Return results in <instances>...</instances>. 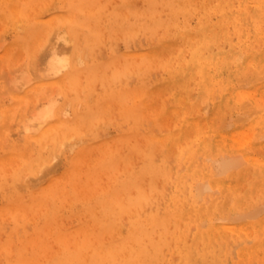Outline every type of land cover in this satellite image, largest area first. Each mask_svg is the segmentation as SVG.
Returning a JSON list of instances; mask_svg holds the SVG:
<instances>
[{"label":"bare ground","instance_id":"obj_1","mask_svg":"<svg viewBox=\"0 0 264 264\" xmlns=\"http://www.w3.org/2000/svg\"><path fill=\"white\" fill-rule=\"evenodd\" d=\"M40 1L0 0V17L11 26L2 35L0 59H4L1 47L10 40V29L14 33L10 45L19 49L45 38L33 55L34 63L22 68L14 65L19 69H12L9 85L0 91V165L16 155L20 158L26 145L47 137L51 141H42L39 155L32 160L22 158L26 174L33 175L40 164L47 170L50 156L58 163V157L69 150L67 173L74 184L87 164L103 159L98 164L114 172L112 184L105 189L98 185L84 189L83 204L78 194L73 203L85 208L94 226L101 227L100 233L110 231L116 237L106 243L102 234L90 233L79 224L83 238L70 244L72 232L55 229L60 249L48 247L50 255L35 257L34 264L264 263V203L246 202L256 188L253 185L264 182V0H121L112 9L101 0H67V10L60 17L64 25L54 30L51 26L44 30L48 22L41 12L36 13L38 9H32ZM105 29L111 36L120 33L126 46L135 43L137 36L148 37L149 46L135 54V49L124 53L122 60L114 44L108 47L110 58L105 61L103 48L101 56L96 53V47L108 41ZM137 54L141 62H136ZM156 67L164 70L160 77L153 75ZM85 74L84 90L90 93L83 99L94 101L87 100L81 110V103L76 106L77 100L68 97L70 92L62 85L69 82L78 89ZM135 74L138 84L131 85ZM158 87L168 90L171 107L155 99ZM37 91L45 94L19 113L21 102ZM152 115L157 123L147 119ZM115 119L116 128L124 129L120 136L127 147L124 154L121 148L112 150L114 145L107 151L111 140L100 139L104 121ZM11 120L15 122L10 124ZM92 138L95 144L83 146ZM48 146L52 148L46 155ZM21 147H26L24 152ZM98 151L104 152L101 158L93 156ZM31 177L32 182L36 177ZM28 181L25 185L29 186ZM10 185L0 211L21 215L22 194L17 189L21 183L14 180ZM49 186H43L45 194ZM125 212L129 220L124 228L118 220ZM42 216L41 229L57 227L53 208ZM94 235L96 242L90 240ZM39 240L45 242L44 237ZM23 257H11L7 264H26Z\"/></svg>","mask_w":264,"mask_h":264},{"label":"rangeland","instance_id":"obj_2","mask_svg":"<svg viewBox=\"0 0 264 264\" xmlns=\"http://www.w3.org/2000/svg\"><path fill=\"white\" fill-rule=\"evenodd\" d=\"M43 1L42 2L40 1V3H42V4H40L39 2H38L39 4L37 3L38 5L35 4L32 9L33 10L35 9L34 11H36L38 9L39 11L37 10L36 13L37 12H41L40 14L43 15V17H45L44 18L46 20L45 22H48L46 25H44V30L49 29L50 26L53 27V30H54V28H58V27L63 26L64 25V22L62 21V19L60 17H61V14L65 11L64 8H66V10H67V7H66L67 6V3L66 2H68V1L67 0H63V1L62 0H43ZM120 2H121V0H101V3H103V4L106 3L107 5H109L110 9H112L111 7L116 6V5L120 6L121 5ZM47 7H49V9H50V7H52V8L50 10H47L46 12H44ZM55 10H57V11H55ZM59 10H60V12H59ZM56 13H58V14H56ZM47 14L48 15L50 14L51 17L50 16L48 17ZM3 21H4V19L0 17V31L3 30L2 31L3 33L0 32V33H2V34H0V37H1L0 38V43L3 41V39H2L3 36L2 35L5 33L4 31H6V29H8L9 27H11V26H8V24L5 21L4 22ZM3 23H4L5 26H3ZM102 26H105V19L102 21ZM14 30H15V28H13V31ZM105 30H106V32H105V35H104V39H106L105 37H107L106 40H108V41H105V43L102 45L103 47L102 46L101 47H96L97 48L96 53L98 55H100V56L102 55V54H100V52L106 54L105 56L103 54V56H104L103 58H104L105 61L109 60V58H110L109 52L107 50L108 47L113 46L114 44H115L114 47L117 46V48H118V51H117V54L119 55L118 59H122V60L124 58V53L126 54V52H130V51H131V53H133L136 50L133 53V54H135L138 51V49L140 50V52L143 50L142 49V46L144 48H147L149 46V43H148V41H149L148 39L149 38L146 37V36H143V38L137 36L136 41H134L135 43H131V44H129L130 46L129 45L126 46L124 44L126 42L125 41V38L121 37L122 35L120 33H117V35L111 36L110 34H108L107 29H105ZM24 33L25 32L22 31L21 35H23ZM13 34L14 33L12 32V29H10V33H9L10 36H8L10 38V40L13 38ZM107 35H110L111 38L109 36H107ZM115 36H117V37H115ZM118 37H119V40L117 41V38ZM114 39H116V40H114ZM142 39H144L145 41H143ZM10 40L7 41L6 43H4L3 47H1V51L3 50L2 57H4V59H0V82L2 83V84H0V91L5 90L4 88L7 85H9V83H10L9 82V80H10V77L9 76H12L13 75L12 74L13 71L15 72L17 69H19V67L20 68H22L24 66L28 67L29 64H30V61H31V64L34 63L35 60H33L34 59L33 58L34 57L33 55H35V53H37V51L41 47V46L39 47V45H42V42L44 43L45 38H41V39L39 38L38 40L36 39V42H35V44L32 47H30V48L23 47L21 49H19L20 47H17V45L15 46V45L12 44V46H11L10 45ZM116 41L118 42V44H117ZM7 46L10 47V48H8ZM153 47H155V46H151L149 49H151ZM102 48H103V51L104 52L103 51H100V50H102ZM133 49H135V50H133ZM149 49H147L145 52H148ZM22 55H23V57H22ZM24 57H25V59H24ZM28 58H29V60H28ZM136 58H137V61L136 62H141V54L140 55L137 54L136 55ZM24 60H26V61H24ZM122 60H121V62H124ZM17 61H19V63ZM28 62H29V64H28ZM14 65H18L19 67L14 66ZM12 66H14L15 68H13ZM3 69H5V70H3ZM12 69H14V70L12 71ZM2 70H3V72H2ZM4 71L6 72V76H4V78H3V75L5 74ZM10 71H11V73H10ZM152 72H153V75L155 77H156L157 74L160 77V74L162 72H164V70L162 68H157L156 67V69L153 68ZM1 73H3V74H1ZM85 76H86V74H85ZM85 76L83 77L84 80L82 78L79 81L80 84H78V89L75 88V87H72L71 83H69V82H65L62 85V87L64 88V90L66 91V93L67 92H70L71 93V94L70 93H67V96L70 97V98H72V99H74V100H77L74 103L76 106L79 105V103H81V110H83V108L85 106V102L89 99L88 98L85 101V99H83V98H87L88 95H89V93H90V91L84 90L85 87H86V85L88 84L87 76L86 77ZM6 77H9V78H6ZM137 77H138V75L135 74V75H132V78L131 77L128 78V79L131 78V81H132L131 82V85L138 84V78ZM165 77H166V74H165ZM3 79H5V81H3ZM132 79H134V80H132ZM7 82H8V84H7ZM1 86H2V88H1ZM55 86L58 87V84L57 85H53L51 87L50 86L49 87H46V88H44V90L43 89L42 90L45 91V93H47L48 90L50 91V90L55 89L56 88ZM67 89L69 91H67ZM43 91H37V92H35L36 94L33 95V97H31L29 99H25V102L24 101L21 102V105H20L21 111H19V113H22V109L24 111V110H27L28 107H32V105L34 103H36L41 98V96L43 94H45V93L42 94ZM82 94H83V96H82ZM86 94H87V96H86ZM0 95H1V93H0ZM155 95H156V98L155 99H157L158 101L168 103L167 104L168 107H171L172 106L171 105V99L169 97V92H168V90L165 89V87H162V88H159L158 87V90L155 92ZM7 99H8V97H7ZM88 101L93 102L94 99H93V101L92 100H88ZM77 102H79V103L77 104ZM28 104H30V106ZM23 105H26L27 108L26 107L24 108ZM73 117H74V115L72 116V118ZM155 117H156L155 115H152V116L148 117L147 119L153 120L155 123H157L156 120H155ZM18 118H20V117H17L16 122L11 120L10 124H12V122L17 123V121L19 120ZM107 121H109V120H107ZM107 121H104V123L102 124V127L100 128L101 129L100 131H101V134H102V136L100 137V139L103 138V140H102L103 142H105V140L106 141L107 140H111L110 142H108L110 148H107L106 149L107 151H109L112 148V146L114 145L113 146L114 148H112V150H116V149L121 148V152H122V154H124L123 151H126L127 150V147L120 140V136H121V134L123 133V130H124V129H122L123 127L120 126V125H118V128H116V125L119 123V122H117L116 119H115L114 122L111 120V121H109L107 123ZM118 121H119V119H118ZM105 124L107 125V127L109 126L108 129H105V126H106ZM86 128L88 129L87 126H86ZM103 128H104V131L102 130ZM112 132L115 135L113 134L114 136L109 137V136L112 135ZM109 133H110V135H109ZM104 134L105 135L108 134V135L105 136ZM79 135H81V134H79ZM49 139H51V138L50 137L49 138L47 137V138L43 139L42 141L43 142L44 141L50 142L51 140H49ZM42 141L40 143H37V142H34L33 141L34 144L32 143V144L26 145V147L28 146L27 149H26V147H21V149H23L21 152H24V149H26V151L24 152L25 154L22 153L23 155H21L22 157L20 156V158H18L19 155H16L17 157H14V158L15 159L17 158V159L16 160L15 159L14 160H11V162L17 163V164H13L11 162H8L13 167L10 166L8 163H6L5 166H3V164L0 165V184H1V182H4L1 185L2 188L0 189V208L2 206H4V203H5L4 198L10 193V190H9V187L11 186L10 184L11 183L13 184L14 183V180H16V182L18 181L19 184L21 183L20 186H22V184H23V186L21 188H19L20 186L17 188V189H20L21 190L20 192L22 194V199H21V201H22V203H21L22 208L19 210V212H20L21 215H19V214L18 215H13L12 213L7 212L6 210H1L0 211V217H1L0 219L2 220V222H0V231H2V233H0V252H1V248H2V252L0 253L1 254L0 255V257H1L0 264H7L8 263V260L11 257L13 258V260H16L21 255L24 256L23 258L26 261V264H34V258L35 257L44 258V257H47L48 255H50L51 252L48 249V247H50L52 249L59 250L60 249L59 242H57L56 239L53 236V233H54V230L55 229H60L63 232H67L68 231V233L69 232H72L71 234H69V235L73 236L72 237V240L70 241V244L74 243L76 240L77 241L78 240H82V238H83V235H84L83 234L84 233L83 231L84 230L83 231L80 230V228H79L80 225L79 224L87 226L89 228L88 231L90 233L93 232V231H96L99 234H102L103 235L102 236L103 238H101V239L103 241H106V243H109L110 244L112 241H114V239L116 237V236L114 237L110 233V231H107L106 232V231L103 230L104 232H101L100 233V228L101 227L94 226L95 223L91 220L90 216H87L86 213L84 212L85 211V208L81 204H79L80 205L79 207H76L75 204H74L75 202L73 200L74 195L78 194V195H80V203L83 204V202H81V199H83L86 196V190H88L90 188H93L94 186L97 187L96 185H98L97 188H101V189L108 188L112 184L114 172H107L106 169H102L99 166L98 163L101 160H103V159H97L96 160V163H94L92 161V159H91V161H92L91 164H87L85 166L84 170H83V173L82 174H84V177L81 174L82 176L80 175V177H77V179L75 181L76 184L75 183L72 184L71 183V180H70V175H69V173H67L68 172L67 168H70V165H69L70 164V161L68 159V158H70V157H68L70 151L68 150L66 152V150H65L64 155L63 156L61 155L62 157L61 156L58 157V160H59V158L61 159V160H59L60 162H62L61 164L59 163V161H58V163H56L57 158H52V156H50L49 157V159H50L49 162L51 161L50 162V165H51L50 168H48L49 167V165H48L49 162L46 165L47 170L43 169L45 167H43L42 164H40V166H38L36 168L37 170H34L33 172H31L35 177L37 176V174H35V173H38V176L36 178L37 179L39 178V179L37 180L34 177L35 178L34 179L35 181L33 180L31 182V179H32L31 176H33V175L26 174V173H28V172H26V170H25V172L23 171L24 170V165L23 164H25V162H24L25 159H22V158H24V156H26V160H32V159L35 158V156H37V154L39 155V148L41 146V143H43ZM113 141H115L114 144H113ZM1 142H3V141L0 138V143ZM47 142H44V143H47ZM90 143L91 144H95L96 143V139H93L92 138L91 140L89 139V141L86 140V142L83 144V146L86 145V144H90ZM117 143H120V144H117ZM30 145L33 146L34 148H32ZM122 145H123V148L120 147ZM50 146H48V148H46V150H45V154L46 155H48V152L47 151H49L52 148ZM41 147H43V146H41ZM28 148L29 149L31 148V151L28 150ZM105 148H103V149H105ZM33 149H34V151L32 152ZM40 150H41V148H40ZM30 152H32L34 154H32ZM101 152L98 151V153L97 154L95 153L96 155H93V156L98 157V154H99V157L101 158L102 156H100V155L101 154L102 155L104 154V152L103 153H101ZM74 153L75 152H72V155ZM31 154H32V156H31ZM95 157H93V158H95ZM53 160H55V162ZM21 162H22V164H21ZM52 162L54 164H56V165H54ZM89 163H90V161H89ZM3 167H5L7 169H4ZM16 167H18V168H16ZM39 168H40V170H38ZM54 168H55V170H54ZM41 169H42V171H41ZM49 169L51 170V172H50ZM89 170H90L91 174H90V176H87V173L89 172ZM35 171H39V172H35ZM65 171H66V173H65ZM22 172H23L24 175L21 174ZM101 172L102 173L104 172L103 175L101 174ZM40 173H44V174L41 175ZM55 173L57 175H55ZM110 173L112 175H110ZM39 174H40V176H39ZM66 174H68V175L65 176ZM7 175H8V177H7ZM53 175H54V177L55 176L58 177L57 180H56V178L54 179L52 177ZM59 175L60 176L63 175L66 178V180H65V178L63 176L61 178ZM22 176H23V178L21 180V177ZM25 176H27L28 178L25 177ZM109 176L112 177V178H110ZM9 178H10V180H9ZM14 178H18V180L17 179H14ZM25 178H26V180H25ZM50 179L51 180L54 179L55 181L52 180V182H50L51 181ZM28 180H30V185H29L30 187L28 185H25L27 183L29 184V181ZM64 180H65V182H64ZM23 181H25V183ZM102 181L103 182L105 181V182L102 183ZM77 182H78L79 186H78ZM90 182H92V183H90ZM45 184H48L47 186H49L51 184V186H49V187H51V189L49 188L48 189V192L46 194L42 190L43 189V186H44V188L47 187V186L45 187ZM53 184H54V186H53ZM58 184H60V186H58ZM259 184H261V186H258L257 187L256 186L257 183H255L253 185L256 188L253 189V192L250 193V194H252V196L249 199H247V201H246L250 205H251V203H253V206H255L257 204L264 203V197H263L264 196V188H263L264 182L263 183L260 182ZM24 185H25V187H24ZM106 185H108V186H106ZM31 186H33V187H31ZM22 188H23V190H22ZM248 188H251V187H248ZM39 189H41V191H39ZM65 189H67V191ZM84 189H86V190H84ZM34 190H36V192ZM81 190H82V192H81ZM96 190L98 191V189H96ZM59 191H60L61 195H59L60 194ZM248 192L246 194H248ZM54 194H56V195H54ZM42 195H43V197H42ZM66 199H69V200L67 202H65ZM255 199L256 200L259 199V202L258 203L257 202H254ZM39 201H40L41 204H39ZM26 206H27V209H26ZM23 207H25V208H23ZM60 207H61V209H60ZM62 207H63L64 210L62 209ZM52 208H53V210H55V213L58 214V217H59V218L57 217L56 218V221H55L57 227H54L53 229L50 230L49 227H46L45 226L47 229H45V227H44V229H41V226H42L41 219L43 217L42 215L45 214V213H48V209H49V211H51ZM95 210H96V213L97 214L100 213V211H101L100 210V206L97 207ZM4 211L6 212L5 214H3ZM16 212H18V211H16ZM24 212H26V214ZM6 216L7 217L10 216V217L7 218ZM7 219H9V220H7ZM128 220H129V214H128V212H125L124 216L122 218H120L118 221H119L120 224H123V226L125 228L126 227L125 225L127 224ZM76 225L78 226L79 229H76L77 228ZM121 227H122V225H121ZM73 229H74V232L73 231H70V230H73ZM121 229L122 228H120V230L117 229L116 232H115V234L116 235H119L118 232H121ZM41 230H44V233L46 234L45 236H44V233H43V235H41L42 234ZM76 236H77V239H76ZM40 237H44L45 242L40 243V240H39ZM96 239H97V236H95V235L92 236V237H90V240L93 241V242H96ZM232 241H233V239H232ZM9 242H10V244H9ZM2 243L4 244L3 246H2ZM89 249L90 248H88L87 251H89ZM91 251H93V249H91ZM91 251H89V252H91ZM262 264H264V263H262Z\"/></svg>","mask_w":264,"mask_h":264}]
</instances>
